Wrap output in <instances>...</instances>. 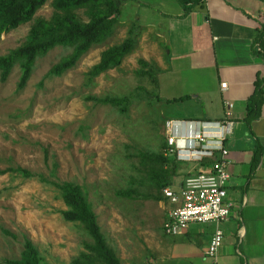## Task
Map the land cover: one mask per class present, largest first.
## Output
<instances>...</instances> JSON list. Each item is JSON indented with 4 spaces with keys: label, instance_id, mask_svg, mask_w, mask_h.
<instances>
[{
    "label": "rangeland",
    "instance_id": "1",
    "mask_svg": "<svg viewBox=\"0 0 264 264\" xmlns=\"http://www.w3.org/2000/svg\"><path fill=\"white\" fill-rule=\"evenodd\" d=\"M125 8L112 34L60 75H48L47 70L70 48L56 45L35 58L20 90L15 87L17 65L0 80V168L19 165L34 172L29 177L0 173V264L3 258L18 256L23 238L35 246L40 264H70L80 252H90L84 244L92 239L78 221L61 216L65 205L58 190L41 181L37 172L80 184L105 244L120 264L148 259L162 220L159 179L151 170L172 163H153L148 156L161 151L164 121L180 115L176 110L182 105L159 96L158 71H138L148 66L160 69L158 62L163 66L167 55L166 47L156 46L138 24L134 49L114 67L88 77L100 51L126 35L130 22L121 18ZM52 10L46 0L30 20L1 32L0 55L24 39L35 18H47ZM122 95L129 97L124 111L100 101ZM91 254L90 264H104Z\"/></svg>",
    "mask_w": 264,
    "mask_h": 264
},
{
    "label": "crops",
    "instance_id": "2",
    "mask_svg": "<svg viewBox=\"0 0 264 264\" xmlns=\"http://www.w3.org/2000/svg\"><path fill=\"white\" fill-rule=\"evenodd\" d=\"M124 5L121 18L140 25L159 48L166 47L165 66L158 62L159 96H188L176 100L182 107L173 118L220 119L223 100L232 102L233 126L224 144L229 173L226 197L233 205L221 223L222 243L214 262L203 252L210 223H192L176 234L165 233L160 225L147 260L154 264H264V82L256 116L249 121L244 117L246 99L255 80L264 74V60L251 49L254 37L264 28V0H195L185 6L181 0H123L120 12ZM222 81L224 88L219 85ZM174 162L178 165L168 183L205 166Z\"/></svg>",
    "mask_w": 264,
    "mask_h": 264
},
{
    "label": "trees",
    "instance_id": "3",
    "mask_svg": "<svg viewBox=\"0 0 264 264\" xmlns=\"http://www.w3.org/2000/svg\"><path fill=\"white\" fill-rule=\"evenodd\" d=\"M46 0H0V33L16 27L18 24L30 20L33 12ZM123 0H50L53 7L47 18L37 17L29 25L24 39L6 53L0 55V80H5L13 65H17L18 76L16 90H20L31 72L35 58L44 54L48 49L60 45L70 48V51L61 56L47 70L48 75H60L71 68L76 60L91 46L104 42L114 30L120 13V4ZM195 0H181L182 5L192 4ZM81 16H84L83 18ZM138 33L134 24H131L126 31V35L117 43H113L102 49L99 57L89 70L88 77L95 76L104 70L114 67L121 59L131 52L137 43ZM251 49L264 60V28L254 37ZM140 64L146 63L139 59ZM149 68L138 70L141 74L159 71V68L148 66ZM155 80V79H154ZM264 82V74L255 80L252 93L246 99L245 120L254 118L259 108L261 99V83ZM188 97L186 94L177 97L163 98L165 101H174ZM128 95L104 96L100 98L103 103H110L117 106L120 111H124L128 104ZM164 142H162V146ZM153 163L160 164V161L172 162L166 168L159 167L158 171L151 170L152 175L159 179L157 186L159 189V199L161 197L160 188L168 183V176L176 171L177 165L172 159H167L161 151L148 156ZM14 171L24 177L34 175L33 171L27 168L16 166H6L0 168V173ZM37 177L46 183L54 186L65 205L60 209L61 216L66 220H76L81 224L86 234L92 239V243H85V247L90 252H80L79 257L71 260L70 264H90L91 253L104 264H120L113 251L105 244L102 233L96 222L91 203L86 198L80 184L70 181L47 178L41 173H36ZM50 175H54L53 167ZM118 193L125 194L120 190ZM2 232L13 236L6 229ZM3 264H40V258L32 242L23 238L21 248L17 257L3 258Z\"/></svg>",
    "mask_w": 264,
    "mask_h": 264
},
{
    "label": "built area",
    "instance_id": "4",
    "mask_svg": "<svg viewBox=\"0 0 264 264\" xmlns=\"http://www.w3.org/2000/svg\"><path fill=\"white\" fill-rule=\"evenodd\" d=\"M225 87V82L219 83ZM232 102L223 100L220 119L166 118L165 137L161 154L173 161L195 162L204 167L185 173L177 182L160 188L164 217L161 227L165 233L176 234L192 223H210L212 229L204 254L214 262L222 243L221 223L231 214L233 202L226 197L229 173L226 168L225 136L233 126ZM140 264H154L146 260ZM215 264V263H213Z\"/></svg>",
    "mask_w": 264,
    "mask_h": 264
}]
</instances>
